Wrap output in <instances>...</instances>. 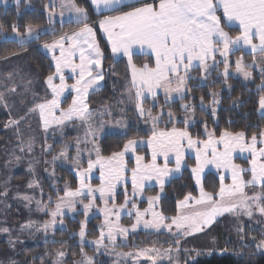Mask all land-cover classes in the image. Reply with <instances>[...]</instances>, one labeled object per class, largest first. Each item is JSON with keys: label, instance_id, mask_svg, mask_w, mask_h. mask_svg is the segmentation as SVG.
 <instances>
[{"label": "snow or ice", "instance_id": "1", "mask_svg": "<svg viewBox=\"0 0 264 264\" xmlns=\"http://www.w3.org/2000/svg\"><path fill=\"white\" fill-rule=\"evenodd\" d=\"M20 2L21 0H15L17 9H19ZM89 3L94 13L102 17L93 24L89 23V12L86 8L79 6L75 0H61L60 16L63 17V10L67 9L72 14V22L80 27L71 33L63 32L51 42L45 41L40 45L51 53L55 69L44 79L46 95L37 99L36 94L33 93L32 106L28 108L25 116L20 117L19 120L12 119L5 125L6 128L15 127L19 134L20 121L33 114L38 115L45 132L53 126L62 131L77 120L87 125L83 143L92 144L91 150H88L87 167H82L80 164L83 159L82 153L86 149H81L82 141L79 138L75 144L77 155L72 158L77 167L78 187L72 189L66 184L63 196L57 197L54 210L49 211L48 206L43 205L42 201H36L38 210L45 211L52 218L42 225L43 230L47 232L50 228H55L58 217H61L59 223L63 225L64 209L72 211L77 203L81 204L83 214L87 217L89 211L96 207V201L99 199L104 207L98 211L103 213L104 220L99 226V237L94 241H87L95 245L97 251L101 247L107 249L109 244L115 247L117 238L128 234L129 228L121 226L119 219L120 211L131 205L136 217V223L131 226V230L135 231L137 225L141 223L144 228H153L157 231L166 228L176 238L175 251L179 253L181 238L205 232L216 218L224 213L239 215L240 213L237 212L239 209L249 218L253 217L254 211L264 217V147H257L258 143L264 144V129L258 134L253 133L250 138L243 131L236 133L223 131L217 137L214 131L207 130L205 123L206 139L202 140L194 138L187 127L173 126L171 129H159L158 125L165 115L168 117L167 122L174 124L176 122L174 114L172 112L165 114L162 109L160 115L152 116L151 112L146 113L143 107V100L148 96L155 100L161 89L165 94L166 103L171 93H179L181 94L180 99H184V94L190 92L188 81L195 79L191 75L193 68H198L204 74L203 78L206 79L210 74L209 69H216L223 64L221 75L225 77V83H227V77L230 74L229 56L245 48L250 49L254 56L253 61L251 64H245L242 57L237 59L235 61L236 71L247 80L252 76L247 69L255 65L264 75V61L257 63L254 55L258 52L264 56V0H151V2L149 0H89ZM55 7L52 0L45 5L49 25L54 22ZM49 9L53 10L49 11ZM221 12L222 14L218 15ZM97 24L106 36L113 56L127 58V64L131 70L129 91L135 89L138 116L152 121L151 135L147 140L129 138L121 151L113 152L109 156L102 155L96 143V137L102 130L103 123L98 128L92 127L93 110L88 101L90 90L98 92L100 82L105 79L104 52L96 39L95 25ZM233 24H238L240 30L235 37L225 31V27H231ZM20 27L19 24L11 25L12 33L18 38L21 48L30 41H39L41 35L49 31L55 33V28L40 30L32 23L24 25L23 33L20 32ZM2 31L3 25H0V32ZM254 40H258V43H254ZM137 48L147 49L153 57L154 64L144 63L138 67L133 62ZM217 55L221 57L220 60H217ZM65 70L71 73L74 83H67L68 77L65 76ZM28 83L30 84L31 81ZM29 90L25 85V92ZM10 91L15 92L16 89L12 88ZM65 92L74 93L71 102L66 107L64 106L66 101L62 99ZM211 96L213 105L211 111L215 117L217 111L215 106L220 104V100L217 99V93L213 92ZM0 106L7 108L2 93H0ZM201 106L203 107V97H201ZM181 107L186 113L194 112L193 106L182 104ZM259 108L264 111V96L259 98ZM182 122L188 125L190 120L186 116ZM88 137H91V140H88ZM145 144L151 148V159L147 163H145L144 156L135 155L137 149ZM185 144L189 149L196 151V165L192 167L191 172L196 184L200 186L199 197L188 194L183 200H179L177 215L172 217H166L155 210L160 201L159 194L148 197V208L140 210L135 203L137 193L144 191L145 182L153 180L159 184L161 193L164 191L166 182L174 174L179 173L183 166ZM26 147L29 152L32 151L31 139ZM70 147L72 145H65L57 155L52 157V162L69 159L68 149ZM24 148V142L21 141L20 150L24 151ZM42 149L50 153L52 145L45 142ZM237 149L241 152L248 151L251 154L249 169H243L232 162V153ZM93 152L95 159L91 158ZM129 153L135 157V167L130 170L125 161V156ZM171 153L175 154V167L172 168L169 167ZM161 158L162 164L158 163ZM16 159L19 160L20 157ZM207 165H215L217 169L221 167L230 169L232 184L224 185V177L221 176V184L217 192L205 191L201 182V174ZM97 167L100 172V184L93 187L89 183V177L93 169ZM31 170L30 167L29 171ZM129 171L132 186L131 199L127 192ZM245 171L251 173L250 179H244L242 174ZM34 183V181L30 182L28 187L32 188ZM258 185L261 188L259 193L249 195L245 191L246 188H255ZM118 186L124 187L125 196L124 203L120 205L115 203ZM0 195L7 197V190ZM22 199L30 204L33 198L24 195ZM84 199H87L88 203H84ZM49 202L51 203V198ZM109 203L111 207H108ZM128 215H132V212L129 211ZM148 215H151V220L145 219ZM166 220L170 223H164ZM20 227L21 230L31 229L33 223L29 221ZM39 230L37 228V231ZM237 231L243 233V228H238ZM0 232L7 233L11 237V229L8 227L0 228ZM86 234L84 221H81L78 233L71 234L79 237L81 253L84 256V259L75 264H93L92 257L84 253ZM240 239L243 241L245 237L241 234ZM252 239L256 240L255 237ZM105 241L108 243L105 244ZM16 242L18 238L17 241L9 238L8 243L11 247L14 248ZM255 246L257 249H264V238L260 239ZM172 251V248L166 249L161 256L158 249L146 248L137 253H117V255L137 258L144 256L152 261V264H156L158 257L161 259L167 257L171 262L170 253ZM224 251L227 250H222L221 254ZM208 254L211 255V252ZM196 255H200V252L196 251ZM64 256V251L57 252L56 264H62ZM12 264L15 262L13 261Z\"/></svg>", "mask_w": 264, "mask_h": 264}, {"label": "rangeland", "instance_id": "2", "mask_svg": "<svg viewBox=\"0 0 264 264\" xmlns=\"http://www.w3.org/2000/svg\"><path fill=\"white\" fill-rule=\"evenodd\" d=\"M52 2L56 5L54 9L56 13V15L53 18L54 22L52 25L48 24L45 28H39L40 30L47 28H55V31H57L54 25L56 23L58 25L65 23H74L72 22V14L69 13L67 9L63 10L64 11L63 17L60 16V12L62 11V9L60 8L61 0H52ZM49 3L50 0L45 1V5H48ZM45 5L40 8V11L44 13V17L48 22V15L47 12L45 11ZM0 7L6 9L7 8L12 9L13 14H15V16L16 15L20 16L23 14V12L26 11L36 10L33 0H21L19 9H17L15 0H0ZM52 10L53 9H49V11ZM89 18H90V14H89ZM48 33H52V32L49 31ZM10 37L12 40L18 42V38H16L14 35ZM8 59H9L8 57H5L0 60V93L3 94L5 102L7 104V108H5L4 106H0V117L6 116L5 118H7V120L5 121L3 120L4 123H0V180H1L0 186L7 185L9 182L8 180L9 176L7 174L10 175L14 173L16 174V178L19 179L18 180L19 185L16 188L18 189V191L22 190L23 193L22 195L16 193L15 196L13 197L15 200L19 201V203H17L18 204L17 208L13 210L14 217H17V219L19 220L15 222L16 223L15 225H13L12 227L8 226V228L12 229L11 235L15 234V237L11 238L9 237V234L7 233L3 234L2 232H0V239H5L6 241H9V238H11L13 241H17L18 238V242L15 244L19 243L22 245L21 247H26V245L28 244H36V243L60 244L59 243L61 242L60 240L64 239L65 237L61 236L59 233H64L67 229L66 227L67 221H65L64 218H67V220L68 219L72 220L75 219L77 214H81L80 219H78L79 228L81 221H84L86 223V233L88 231L89 222H91L93 218H98V222L95 225V229L97 231L95 238L90 240L87 238L86 235V242H85V246H88L94 251V254L92 255L88 254V257H92L93 264H152V261L148 260L144 256H140L137 258L135 256L117 255V253H130V252L137 253L146 248L158 249L161 253V256H163L164 250L169 248L173 249V251L170 253L172 257L171 262L167 257H164L163 259L158 257L156 264H185V262H187V264H191L200 256H210L208 254L209 252H211V255L233 254L234 253L233 250L239 249L241 251V248L246 246H252L254 251L257 253L264 252V249H257L255 246L260 239L264 238V235H262V233H264V217L260 216L258 213L254 211L253 217L249 218L246 215H244L242 212H240L239 209H237V212L240 213L239 215L233 213H224L223 215L218 216L215 222L211 225V227L206 229L205 232L196 233L193 236L187 238H181L179 245L181 251L179 253L175 251L176 248L175 241L171 242V244H173L172 245L173 247H167L165 249H160L157 246H148V247L144 245L140 246V244L139 246H137L139 241L138 242L136 241L135 235L139 233L155 234L154 238L156 240L158 239L156 234H160V233L165 234L169 236V238L174 240L176 238L166 228H161L159 231H157L153 228H144L143 223L137 225L136 230L132 231L131 226L136 223V217H135V210L131 209V205H129L128 208L120 211V219H119V224L121 226L129 228L128 234L125 237H118L115 247L109 244L107 249L101 247L97 251L95 245L89 244L87 243V241H94L99 237V226L103 223L104 220L103 213L98 211V209L104 207L103 203L99 199H97L96 201V207L92 208L89 211L87 217H85V215L83 214V208L80 203H77L74 207V210L72 211H69L67 208H65L64 215L62 217L63 225L59 223L61 217H58L55 228H50L47 232H45L43 230L42 225L46 221H50L52 218L50 215L46 214L45 211L38 210L36 201L38 200L42 201V204L47 205L48 210L51 211L55 209L57 197L63 196L64 194L63 190L66 184L70 186L72 189L78 187L79 181L76 175L77 167L74 160L72 159L77 155L75 144L77 138H79V140L82 141L80 145L81 149H86L85 151H83L82 153L83 159L80 161L81 166L85 168L87 167V160L89 158L88 150H91L92 144L83 143V141L85 140L87 125L84 124L78 125L80 126V131H82L81 135L77 133L75 134L73 127L74 124L66 126L62 131L59 128H51L48 129L47 132H45L41 126V123H39V121L36 118L37 115L35 114L20 121L19 134L17 133L15 127H7V128L5 127V125L8 124L10 120L12 119L19 120L20 117L25 116L28 108L32 106L33 93L36 94L37 99L44 97L46 95V85L44 83L45 77L40 78L39 75L35 72L36 71L35 66H37L35 62H31V61L28 62L26 60H22L17 64H15V62H13L15 59H11L9 61ZM31 59L35 60L34 57H31ZM223 68L220 69V73L223 72ZM209 71H211V69H209ZM229 73H230L229 75H232L234 78L239 79L243 84L248 83V81L251 79V78L247 80L244 79V77L236 71V67L235 69H229ZM202 75L204 74L201 72L199 78L201 82L204 79ZM221 77L225 78L223 75H221ZM29 81H31L30 84L28 83ZM25 85H27L28 88L30 89L27 92H25ZM12 88H15L16 91L15 92L10 91V89ZM180 95L181 94L179 93H171L170 98L166 103L165 94L161 89V95L159 100H151L148 103V105L143 104V107L147 113L148 111L151 110V108H149L150 106H155V105L159 106L161 103L162 105L157 108L156 115L152 113L151 115L152 116L160 115L162 109L166 114L168 113V109L163 108V106L171 102L182 100L180 99ZM114 98L104 103V105L106 106L101 105L103 107L97 110L98 116H94L91 118V124L93 128H98L101 125V123H103V128L101 131H99L96 137V143L99 145L100 149H101V145H100L101 141L108 135L126 136L128 134L129 129L133 127L134 128L140 127L145 131H147L148 129L151 130L152 128L151 119L145 120L138 116L137 110L134 111L132 106H134L135 102H133L132 100L131 102L129 101V95H124L123 97L124 99L122 100H119L117 97ZM182 104H187L192 106L191 103L180 102L179 103L180 108H182L181 107ZM95 107L97 108L98 106ZM215 107L218 108L219 105H216ZM203 108H205V106H203ZM257 112L260 114H264V111L260 110L259 104H258ZM133 114L138 117L139 119L138 121H136ZM165 117L166 119L163 117L164 119L158 125V127L161 124L167 123L168 117L167 115H165ZM188 118L190 120V123L188 125H185V127L191 126L194 122L192 113H189ZM175 120L176 122L178 121L176 117ZM159 129L162 128L159 127ZM208 131L211 132L210 130ZM203 136L206 139L205 130H203ZM30 139L33 145L31 152H29L26 147ZM87 139L91 140V137H88ZM21 141H23L25 145L24 151L20 150ZM45 142L47 144L52 145V151L50 153H47L42 149V146L45 144ZM65 145H72V147L68 149L69 159L67 160L59 159L53 163L52 157L54 155H57L61 151V149L64 148ZM144 147L148 148L151 153V148H149L145 144L141 146L140 149H137L136 152L138 155L143 156V154L141 155L140 153H138L139 152L138 150H142L143 152L147 153L148 149L146 150L144 149ZM257 147L258 148L264 147V145L258 143ZM237 152H239V154L242 153V155L235 158L233 160V163L240 165V167L243 169H249L251 154L248 151L241 152L240 150H237ZM137 154L135 153V155ZM16 157H20V159L17 160ZM91 158L95 159L94 152L91 154ZM149 158H150V154H149ZM169 158L171 161V163H169V167L170 168L175 167V154L171 153ZM184 158L185 159L183 160V166L180 172L174 174L173 177H171V179L180 175L182 170L186 168V161L188 159L192 160L193 162L192 167H195L196 165L195 149H189L185 144ZM150 159L149 160L145 159V163L149 162ZM125 161L127 162V166L129 170L135 167V157L131 153L126 155ZM158 161L161 162L160 164L163 163L162 158ZM30 167L32 169L31 171H29ZM191 169H190V175L196 192V196L193 197L198 198L200 195V186L196 184ZM63 170L71 172L73 177L72 179H74V182H69L67 180L62 181ZM206 173L214 174L217 177L220 184H221V180H220L221 176L224 177L223 180L224 185L232 184V178H231L232 173L230 169H226L223 167L217 169L215 165H207L204 168L203 173L201 174L202 185H203V178ZM242 175L245 180L251 178V173L248 171H245ZM99 176H100V172H99V168L97 167L93 169L89 177V183H91L93 187H96L100 184ZM127 178H128L127 192L129 193V198L131 199L132 186H131L130 171L127 173ZM170 180H168L166 184ZM225 180H227V182H225ZM33 181L35 182L33 184V187L29 188L28 187L29 183ZM43 184L45 185L47 184L49 189H43ZM150 189H152L153 191ZM59 191H62V194L59 193ZM245 191L249 195H252L253 193H259L261 191V188L258 185L255 188L252 187L246 188ZM3 192L5 191L4 190L0 191V193ZM158 194L160 195V198L163 195V192L161 193L160 191L159 184L155 180L147 181L145 182L144 191L142 193H137L135 197V203H137L140 210H143L145 208H148L147 198ZM13 195L14 193L12 194V196ZM24 195H28L33 198L30 204L22 199ZM49 198H51V203L49 202ZM124 199H125L124 187L118 186L115 193V203L117 205L123 204ZM83 202L88 203V200L84 199ZM111 206H112L111 203H109L108 207ZM11 207H12V201L10 199H6L5 196L3 195H0L1 224L7 225L6 219L1 215L2 214L5 215V212L9 211ZM155 210L161 213L159 208V203L156 205ZM176 210H177V205H176ZM129 211L132 212V215H128ZM176 215H177V211H176ZM3 219H5V221H3ZM145 219L151 220L152 217L151 215H148L145 217ZM29 221L33 223V227L31 229L21 230L20 226L23 224H27ZM164 223H170V221L166 220L164 221ZM214 224L216 225L212 228ZM241 227L243 228V233H238L237 229ZM37 228H39L40 230L37 231ZM78 231L79 229L77 231H72L69 234V237H72L71 234L78 233ZM173 231H175V229H173ZM56 234L57 237H55ZM241 234L245 237L243 241L240 239ZM252 237H255L256 240L254 241ZM76 238H77V244L80 245L79 237L76 236ZM138 240H140V238ZM107 243L108 242L105 241V244ZM128 246L131 248L123 249V247H128ZM46 249L51 250L50 248H46ZM185 249L188 251H184ZM225 249L227 251H224L223 254H221L222 250ZM192 250H196L200 252V255H196V251H192ZM57 252L59 251L47 255V257H45V262H46L45 264H56V260L58 259ZM98 256H102L103 258L107 259V261H105V259H99ZM66 257L67 256L65 254V256L62 258V264H75V262L84 259V256L82 255L81 259L72 260L70 258L68 262Z\"/></svg>", "mask_w": 264, "mask_h": 264}, {"label": "trees", "instance_id": "3", "mask_svg": "<svg viewBox=\"0 0 264 264\" xmlns=\"http://www.w3.org/2000/svg\"><path fill=\"white\" fill-rule=\"evenodd\" d=\"M46 0H37L34 1L35 9L34 11H26L23 12L20 16H15L13 14L12 9L10 8H1L0 7V25H3V31L0 32V60L8 57V61L11 59H15L13 62L17 64L22 60H26L28 62H35L36 73L40 78L46 77L49 73L52 72V68L47 58L37 50V44L47 41L63 32H68L73 29H76L80 25L65 23L58 25L54 24L56 27L55 33H47L43 34L40 37L39 41H31L26 43L23 48L19 46L17 41L11 39L10 36L13 35L11 25L19 24L20 32H24V25L27 23H32L34 27L45 28L49 23L46 21L44 17V13L40 11V8L45 5ZM75 2L88 10L91 17V7L88 0H75ZM14 9V8H13ZM225 31L229 32L233 37L237 35V31L234 29L225 28ZM10 37V38H9ZM98 43L101 49L104 52V61L105 66L108 65H117L119 66L118 74H115L112 79L120 78L124 75V71L122 67H124V63L119 61H113L107 52V46L105 42L98 38ZM37 48V49H36ZM26 55V56H25ZM257 63L264 61V56L260 53L254 54ZM31 57H34L35 60H32ZM243 58V62L245 64H251L254 56L249 54H244L242 52H236L233 55L229 56L230 67L229 69H235V61L239 58ZM30 59V60H29ZM144 59L140 57H134L133 61L138 65ZM49 64V65H48ZM140 65V64H139ZM224 66L222 64L219 65L216 69H211L210 74L206 79L200 81L201 71L193 70L191 75L195 78L188 81V88L190 92L185 93V98L171 102L163 106V108L168 109V112H172L174 116L177 118L176 123H166L161 124L159 127L162 129L169 128L171 126H175L177 128H184L185 124L182 122L184 118L189 113H186L184 109L180 108V102L191 103L194 107V112H192L193 124L187 127V130L193 135L194 138L205 139L203 136V130H205V123L207 124V130L211 132L214 131L215 135L218 137L223 131H228L232 133L236 132H245L248 138L251 137L253 133H259L262 129H264V114H260L257 112L259 98L264 96V75L261 74L258 67L253 65V67L247 69L252 73L251 79L248 83L243 84L239 79L234 78L232 75L227 77V83H225V78L221 77L220 69ZM5 70V69H4ZM204 76V75H202ZM111 78H108L105 82L104 88L96 94L91 95L89 98V105L91 107L104 105V103L108 102L113 98V94L110 88ZM230 86V87H229ZM217 93V99L220 100L219 107L217 108L215 117L212 115V96L211 93ZM201 97H203V106L201 107ZM160 97L157 98L159 100ZM150 101H145L144 105H148ZM162 104L160 103L159 106ZM157 105L150 106V112L156 115ZM134 115V114H133ZM2 116V115H1ZM6 116L0 117V123H4L3 120H7ZM136 121H138V117L135 116ZM166 119V117L164 116ZM163 118V119H164ZM151 135V130L148 129L145 131L144 129L139 128H130L128 134L126 136H114L108 135L106 136L100 143L101 145V154L104 156H109L113 152L121 151L123 145L127 142L129 138H144ZM141 155L148 160V154L143 152L142 150H138ZM237 161V160H236ZM193 166L192 160L188 159L186 161V168L182 170L180 175L171 179L165 186L163 195L159 201V208L162 215L166 217H172L176 215V205L179 200H183L184 197L188 194L192 196H196V192L192 183V178L190 175V169ZM62 181L74 182L72 179L71 172L62 171ZM9 176L8 184L0 186V191L4 190L8 192L6 199H10L12 201V207L9 211L5 212L3 216L7 225H3L0 223V227H12L15 225L16 221L19 220L17 217H14L13 210L17 208L19 201L15 200L13 197L16 193L22 195L23 191L16 188L18 184V178H16V174H7ZM227 182V180H225ZM1 184V180H0ZM74 184V183H73ZM203 187L205 191L208 192H217L220 187V183L217 177L212 173H206L203 178ZM43 189H49L47 184H43ZM152 190V189H150ZM149 190V191H150ZM153 191V190H152ZM14 195L12 196V194ZM62 194V191H59ZM121 197V196H118ZM81 214H77L75 219L67 220V229L64 233H59L61 236L65 238L60 240L64 241L63 244H47V243H36V244H28L26 247H21V244H15V247H11L8 244V241L5 239H0V264H12L14 261L15 264H45V257L51 253H55L56 251H64L66 254V258L69 262V259L79 260L82 257L81 246L77 244L76 236L69 237V234L72 231H77L79 229V221ZM3 219V221H5ZM98 222V218H93L91 222L88 224L87 238L93 239L95 238L97 231L95 229V225ZM217 224V223H216ZM214 224L212 228L216 225ZM211 228V230H212ZM12 230V229H11ZM5 234V233H3ZM58 234V233H57ZM57 234L55 237H57ZM157 240L154 238L155 234L149 233H139L135 235V239L138 242L137 246H157L160 249H165L167 247H173L171 244L174 239L169 238V236L165 234H156ZM8 237V236H7ZM15 237V234L11 235V238ZM140 238V240H138ZM146 238V239H145ZM143 242V243H142ZM17 243V242H16ZM84 247V253L86 255L94 254L93 249L88 246ZM46 248H50L46 249ZM131 247H123V249H130ZM233 254H225V255H216L212 254L210 256H200L191 264H264V252L257 253L254 251L252 246H246L239 249L233 250ZM239 253V255L237 254ZM44 256H43V255ZM99 259H105L102 256H98ZM107 261V259H105ZM65 262V261H64Z\"/></svg>", "mask_w": 264, "mask_h": 264}, {"label": "crops", "instance_id": "4", "mask_svg": "<svg viewBox=\"0 0 264 264\" xmlns=\"http://www.w3.org/2000/svg\"><path fill=\"white\" fill-rule=\"evenodd\" d=\"M89 1V0H88ZM149 2H151V0H149ZM90 4V3H89ZM91 7V6H90ZM107 14V13H106ZM220 14H222V12L221 13H218V15H220ZM91 17L92 18H89V23L90 24H93L95 21H98L99 19H101L102 17L101 16H99V15H96L95 13H94V11H93V8L91 7ZM71 24H76V23H71ZM77 25V24H76ZM80 27V26H79ZM79 27H77L76 29H74V30H72V31H69L68 33H71V32H73V31H76V30H78V28ZM95 28H96V39H97V42H98V38H101L104 42H105V44H106V46H107V52H108V55H109V57L113 60V61H119V60H121L123 63H124V67H122V69H123V71H124V75L122 76V77H120V78H116V79H112L113 77H114V75L115 74H118L119 72H118V70H119V66H117V65H108V66H105V61H104V59H103V71L105 72V79L103 80V81H101L100 82V90L99 91H101L103 88H104V86H105V82L107 81V79L108 78H111L110 79V81H111V84H110V88H111V92H112V94H113V96L114 97H117L119 100H122V99H124L123 97H124V95H129V101L131 102V100L133 101V102H135V104H134V106H132V108L134 109V111L135 110H137L136 109V98H135V95H134V93H135V89H131V92L129 91V89H130V84H131V70H130V68L128 67V64H127V58L126 57H123V56H118V57H114L113 56V54L111 53V48H110V45L108 44V42H107V38H106V36L104 35V33L102 32V30H100L99 29V27H98V24L97 25H95ZM225 28H229V29H234L235 31H237V35L239 34V26H238V24H233L231 27H225ZM60 35V34H59ZM59 35H57V36H55V37H53L52 39H50V40H48V42H51L53 39H55L56 37H58ZM236 36V35H235ZM234 36V37H235ZM45 42V41H44ZM43 43V42H42ZM42 43H39L38 45H37V47H38V49H39V51L44 55V57L45 58H47L48 59V61H49V63H50V66H51V68H52V71H54L55 69H54V62L52 61V59H51V53H49V52H47L45 49H43L42 47H40V45L42 44ZM254 43H258V40H254ZM237 52H242V53H244V54H249V55H253L252 53H251V51H250V49H248V48H245V49H243V50H241V51H237ZM58 54V53H57ZM256 54H258V52L256 53ZM134 57H140V58H143L144 60L141 62V63H138V65L135 63V61H133L138 67L140 66V65H142V64H144V63H149L150 65H153L154 64V60H153V57L149 54V52H148V50L147 49H144V50H140V49H136L135 50V54H134V56H133V58ZM221 59V57H219V55H217V60H220ZM77 62H78V60H77ZM209 63L211 64V61H209ZM140 64V65H139ZM223 65V64H222ZM193 70H199L198 68H193L192 70H191V73H192V71ZM200 71V70H199ZM182 75H183V73H181ZM65 76L66 77H68V79H67V83L68 84H72V83H74L75 81H74V79H72L71 78V73L68 71V70H65ZM57 83H58V81H57ZM98 91V92H99ZM98 92H96V91H92V90H90V92H89V96H88V100H89V98L91 97V95H93V94H96V93H98ZM49 96H50V91H49ZM74 95V93H72V92H65L64 93V97L62 98V99H65V101H66V103L64 104V106L66 107L67 106V104L68 103H70L71 102V99H72V96ZM115 95H117V96H115ZM160 95H161V90H159L158 91V96L155 98V100H157V98L158 97H160ZM113 97V98H114ZM115 99V98H114ZM151 100H153V98L151 97V96H148V98L147 99H145V100H143V104H144V102L145 101H151ZM90 106V105H89ZM103 106H106V105H103ZM103 106H98L97 108L96 107H91L90 106V108L93 110V115H92V117H94V116H98L97 115V110L99 109V108H101V107H103ZM105 108V107H104ZM131 108V107H130ZM36 118H37V120L39 121V118H38V115L36 116ZM39 123H40V121H39ZM78 125H81V122L79 121V120H77L75 123H74V125H73V127H74V132H75V134L77 133V134H79V135H81L82 134V131H80V126H78ZM51 128H56L55 126H53V127H50L49 129H51ZM172 127H170V128H168V129H171ZM150 136V135H149ZM148 136V137H149ZM148 137H144V138H140V140H147L148 139ZM264 145V144H263ZM138 149H140V148H138ZM144 149H148V148H146V147H144ZM237 150H239V149H237ZM237 150L236 151H234L232 154V162H233V160L235 159V158H237V157H239L240 155H242V153L241 154H239V152H237ZM150 154V158H151V153H150V151H149V149L147 150V154ZM136 154H137V152H136ZM149 154H148V158H149ZM138 155V154H137ZM126 157V156H125ZM149 158V159H150ZM186 158V157H185ZM184 158V159H185ZM148 159V160H149ZM158 163H161L160 161H158ZM171 179V178H170ZM169 179V180H170Z\"/></svg>", "mask_w": 264, "mask_h": 264}]
</instances>
